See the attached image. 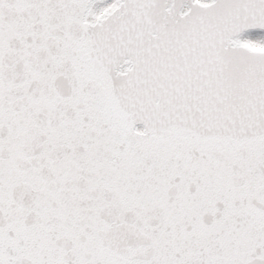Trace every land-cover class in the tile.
<instances>
[{
	"label": "snow or ice",
	"instance_id": "obj_1",
	"mask_svg": "<svg viewBox=\"0 0 264 264\" xmlns=\"http://www.w3.org/2000/svg\"><path fill=\"white\" fill-rule=\"evenodd\" d=\"M0 264H264V0H0Z\"/></svg>",
	"mask_w": 264,
	"mask_h": 264
}]
</instances>
